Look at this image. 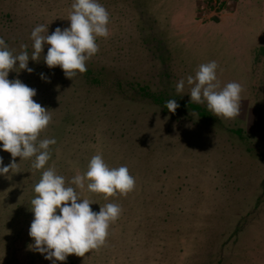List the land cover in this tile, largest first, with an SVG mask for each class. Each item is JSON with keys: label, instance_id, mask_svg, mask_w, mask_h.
Instances as JSON below:
<instances>
[{"label": "rangeland", "instance_id": "1", "mask_svg": "<svg viewBox=\"0 0 264 264\" xmlns=\"http://www.w3.org/2000/svg\"><path fill=\"white\" fill-rule=\"evenodd\" d=\"M242 1L253 4L244 14L260 3L263 12L230 21L242 33L249 25L264 34V0ZM98 2L110 14L109 36L97 38L99 51L86 62L90 73L68 78L59 66L49 68L46 45L40 61H29L32 73L9 74L36 89L33 99L51 111L39 137L57 141L46 167L55 166L70 182L102 154L109 167L127 166L135 177L132 191L107 199L85 187L81 196L96 202L94 211L116 203L122 212L103 246L56 264H264V51L254 48L259 41L235 39L229 28L241 2ZM72 4L0 0V37L13 54L23 45L31 54L32 30L45 24L51 34L69 27ZM212 60L221 87L233 81L243 86L239 115L225 119L208 110L213 117H201L189 107L165 111L170 99L191 101L187 85L177 93L176 84ZM146 92L166 100L156 106ZM235 127L245 133L234 138ZM0 157L4 165L13 160L2 150ZM21 159L0 175V264H53L28 247L34 243L30 201L43 169L32 168L35 157ZM253 207L257 218L243 215Z\"/></svg>", "mask_w": 264, "mask_h": 264}, {"label": "clouds", "instance_id": "2", "mask_svg": "<svg viewBox=\"0 0 264 264\" xmlns=\"http://www.w3.org/2000/svg\"><path fill=\"white\" fill-rule=\"evenodd\" d=\"M68 19L69 27H57L51 34L49 26L37 25L31 32V54L27 45L22 46L25 50L21 53L13 54L0 37V150L13 157L9 165H4L0 157V175H7L17 167L16 157L22 158L21 161L35 157L32 168L43 169L34 186L36 195L30 201L34 218L29 235L34 243L28 247L53 264L66 261L71 254L84 257L103 246L110 225L122 212L116 203L101 205L98 212L94 211L91 205L96 202L81 196L85 187L89 192L104 194L105 199L117 192L126 195L135 187V177L128 167H109L102 154L92 156L87 171L82 174L77 170L70 182H66L55 166L46 167L51 159L50 146L57 141L39 137L51 122V111L33 99L36 89L19 78L9 79L12 71L32 73L34 69L29 67V61H40L46 45L50 47L43 60L49 68L59 66L68 78L87 71L86 62L99 51L97 38L109 36L110 14L98 0H73ZM218 67L215 60L200 64L195 76L178 81L176 91L183 92L187 85L192 103H206L214 116L232 119L239 115L243 86L233 81L221 87ZM41 79L47 77L42 73ZM179 106L176 99L165 104L172 113Z\"/></svg>", "mask_w": 264, "mask_h": 264}, {"label": "crops", "instance_id": "3", "mask_svg": "<svg viewBox=\"0 0 264 264\" xmlns=\"http://www.w3.org/2000/svg\"><path fill=\"white\" fill-rule=\"evenodd\" d=\"M241 2V3H240ZM238 3H240V5L238 4L237 5V9H236V13L235 14H232L230 17H229V23H231V26L229 27V28H233V32H232V34H236V35H238V37H236L235 39H240L241 40V37H242V39L244 40V39H248V40H252V41H259L260 43H259V45L257 46V45H254V48L256 49L257 47H259L260 48V50H262V51H264V40H263V42H261V36H259V34L260 35H264L263 34V32H261V33H257L256 32V28L254 27V26H252V28L251 29H247L248 27H249V25H247V26H245L246 27V29H243V30H246L245 31V33L243 32L242 33V29L241 30H239V29H237L236 30V24H232V21H230L231 19H235V18H237V16H241V15H243L244 14V12L246 11V9H247V7L249 6V5H253V4H251V2L250 1H242V0H239V2ZM261 3H260V5H259V8H258V10L257 9H253V11L249 14V10H248V13H245L243 16H247V18H250L253 14H255V13H253V12H256V13H258L259 12V10H260V12L262 11L261 10ZM263 12V11H262ZM237 14V15H236ZM264 14V13H263ZM260 15L262 16H260L259 17V20H264V15H262L261 13H260ZM228 16V15H227ZM249 20V19H248ZM247 20V21H248ZM225 22V21H224ZM226 23V22H225ZM251 25V24H250ZM239 34H241L240 36H239ZM252 35H254V36H257V37H259V40H256V39H250L251 38V36ZM237 41V40H236ZM245 41V40H244ZM256 44H257V42H256ZM250 48H252L251 46H248V49H250ZM243 49H245V48H242L241 50H243ZM254 49V50H255ZM262 51H261V53H260V56L262 55ZM263 56V55H262Z\"/></svg>", "mask_w": 264, "mask_h": 264}, {"label": "trees", "instance_id": "4", "mask_svg": "<svg viewBox=\"0 0 264 264\" xmlns=\"http://www.w3.org/2000/svg\"><path fill=\"white\" fill-rule=\"evenodd\" d=\"M209 1H213V0H209ZM27 51L29 52L30 49H27ZM85 73H90V69H87V71ZM145 95L150 97L151 100L153 101V103L156 104V106H157V103H162L164 101V99H165L164 97H162L161 95H159V94H157L155 92H152V93L146 92ZM177 103L180 105L178 109L189 107L191 110L197 111L198 115L201 116V117H213V115L211 113H209L207 107L204 106L203 104L192 103L191 101H185V102L177 101ZM165 104H164V109H165V111H167V108L165 107ZM230 132H232V134L234 135V138H235L236 136H241L243 133H245V129L242 128V127H235V128H232L230 130ZM255 208L256 207H253V209L250 208L243 215H248L249 214L250 216L252 215V217L254 216L253 218H257L258 216L254 212Z\"/></svg>", "mask_w": 264, "mask_h": 264}]
</instances>
